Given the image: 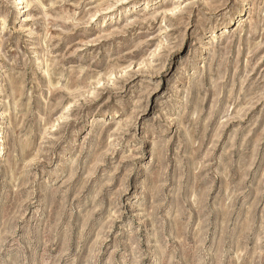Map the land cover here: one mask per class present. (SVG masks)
Wrapping results in <instances>:
<instances>
[{
  "label": "rangeland",
  "instance_id": "rangeland-1",
  "mask_svg": "<svg viewBox=\"0 0 264 264\" xmlns=\"http://www.w3.org/2000/svg\"><path fill=\"white\" fill-rule=\"evenodd\" d=\"M18 1L0 264H264V0Z\"/></svg>",
  "mask_w": 264,
  "mask_h": 264
},
{
  "label": "bare ground",
  "instance_id": "bare-ground-1",
  "mask_svg": "<svg viewBox=\"0 0 264 264\" xmlns=\"http://www.w3.org/2000/svg\"><path fill=\"white\" fill-rule=\"evenodd\" d=\"M18 3L23 4V3H24V0H19ZM24 8H25V7H24ZM24 8H21V9H24ZM130 9H132V12H134V8H129L128 11H129ZM23 11H24V10H23ZM123 11L126 12L127 10H123ZM19 12H20V11H19ZM25 12H26V11H25ZM124 12H123V13H124ZM20 13H21V12H20ZM245 16H246L245 14H243L242 17L238 16L236 20H237V21H241V20H243L242 18L245 17ZM5 114H6V113H4V111H0V116H4V117H6ZM2 141H3V140H2ZM4 146H5V145H4ZM3 149H4V148H3ZM3 149H2V150H3Z\"/></svg>",
  "mask_w": 264,
  "mask_h": 264
}]
</instances>
